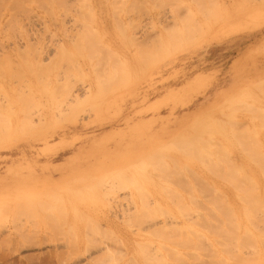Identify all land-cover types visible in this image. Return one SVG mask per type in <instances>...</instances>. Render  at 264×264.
<instances>
[{
    "label": "rangeland",
    "instance_id": "1",
    "mask_svg": "<svg viewBox=\"0 0 264 264\" xmlns=\"http://www.w3.org/2000/svg\"><path fill=\"white\" fill-rule=\"evenodd\" d=\"M263 87L264 0H0V264L250 263Z\"/></svg>",
    "mask_w": 264,
    "mask_h": 264
},
{
    "label": "bare ground",
    "instance_id": "2",
    "mask_svg": "<svg viewBox=\"0 0 264 264\" xmlns=\"http://www.w3.org/2000/svg\"><path fill=\"white\" fill-rule=\"evenodd\" d=\"M115 7V6H114ZM214 8V7H213ZM216 9V8H215ZM223 10V9H222ZM220 11V10H219ZM221 13V12H220ZM220 13H218V14H220ZM116 18H117V16H116ZM213 18V17H212ZM177 22V21H176ZM181 22H183V21H181ZM195 22V21H194ZM214 22V21H213ZM184 23V22H183ZM174 24H176V23H174ZM180 24H182V23H180ZM187 24V23H186ZM194 24V23H193ZM197 25H199V23L197 24ZM184 26V25H183ZM193 27H194V29H196L195 28V26L194 25H192ZM207 26V25H206ZM174 27V26H173ZM185 27V26H184ZM201 27V26H200ZM178 28V27H177ZM182 28V27H181ZM188 28H189V26H188ZM198 28H199V26H198ZM187 29V28H186ZM202 29V28H201ZM170 30H172V29H170ZM169 30V31H170ZM179 30V29H178ZM190 30V29H189ZM173 31L174 32H176L175 31V29L174 30H172V33H173ZM188 31V30H187ZM191 31V30H190ZM203 31H204V29H203ZM185 32V31H184ZM195 32V31H194ZM197 32H198V30H197ZM169 34V33H168ZM197 34V33H196ZM198 35V34H197ZM170 36V35H169ZM173 36H176V35H173ZM178 36V35H177ZM196 36V35H195ZM180 37V36H179ZM179 37H177V38H179ZM184 37H186L185 35H184ZM183 37V38H184ZM176 38V37H175ZM175 38H173V40L175 39ZM198 38V37H197ZM156 39V38H155ZM154 40V39H153ZM180 40H181V38H180ZM154 42V41H153ZM161 42H159V46L161 45L160 44ZM153 46V45H152ZM163 46V45H162ZM152 48V47H151ZM164 48V47H163ZM166 48V47H165ZM169 48V47H168ZM154 49V48H153ZM159 50H160V48H159ZM163 50V49H162ZM166 50V49H165ZM164 51V50H163ZM156 52H158V51H156ZM161 52V51H160ZM122 69V68H121ZM112 73V72H111ZM259 85V84H258ZM261 85V84H260ZM263 86V85H262ZM255 87V86H254ZM259 87H261V86H259ZM256 89V88H255ZM260 89H262V88H260ZM263 89H264V87H263ZM250 91V90H249ZM261 90H259V92H260ZM246 94V93H245ZM249 94V93H248ZM78 95V94H77ZM251 97V96H250ZM66 100V99H65ZM64 101V100H63ZM67 102H70V101H67ZM60 103V102H59ZM65 103V102H64ZM66 105H67V103H66ZM67 110V109H66ZM24 112V111H23ZM22 113V112H21ZM24 114V113H23ZM229 114H231V113H229ZM231 115H233V113L231 114ZM39 118V117H38ZM75 118V117H74ZM231 118H233V117H231ZM6 120V119H5ZM4 122V121H3ZM6 122H7V120H6ZM230 122V121H229ZM201 123H203V122H201ZM2 123H0V125H1ZM5 125V124H4ZM17 125V124H16ZM231 125H232V123H231ZM237 125V124H236ZM38 126V125H37ZM197 126V125H196ZM200 126V125H199ZM198 126V127H199ZM217 126V125H216ZM233 126V125H232ZM24 127V126H23ZM207 127V126H206ZM249 127V126H248ZM28 128V127H27ZM200 128V127H199ZM199 128H198V130H199ZM197 129V128H196ZM236 129V128H235ZM222 130V129H221ZM197 131V130H196ZM199 131H201V130H199ZM203 131V130H202ZM2 132H3V129H2ZM8 132V131H7ZM189 133V135H192L193 136V134L191 133V132H189V131H186V133ZM198 132V131H197ZM187 133V134H188ZM191 133V134H190ZM1 134V133H0ZM3 134V133H2ZM198 134V133H197ZM196 134V135H197ZM204 134V133H203ZM199 135V134H198ZM153 136H160L159 134L158 135H153ZM181 136V135H180ZM187 136V135H186ZM200 136V135H199ZM198 136V137H199ZM12 138H15V137H13L12 136ZM5 142V141H4ZM212 142V141H211ZM197 143V142H196ZM203 145V144H202ZM206 146V145H205ZM197 147V146H196ZM175 162V161H174ZM138 169V168H137ZM134 171V170H133ZM125 173V172H124ZM124 175V174H123ZM117 176H119L118 174H117ZM110 177V176H109ZM125 177V176H124ZM127 177V176H126ZM115 178V177H114ZM120 179V178H119ZM109 180V179H108ZM110 181H112L111 179H110ZM114 181V180H113ZM105 182H107V181H105ZM88 189V188H87ZM32 201V200H31ZM31 201H26V202H24L23 201V206H24V209H26L28 206H31L30 208H32V203H31ZM34 203V202H33ZM45 203V202H44ZM43 203V204H44ZM17 204V205H16ZM15 205L19 208L20 206H22V205H19L18 203H16ZM39 204V203H38ZM14 205V206H15ZM22 206V207H23ZM39 206H41V204L39 205ZM22 207H20V209L22 208ZM42 207H44V206H42ZM42 207H40V208H42ZM15 208V207H14ZM29 208V207H28ZM23 209V208H22ZM27 210V209H26ZM23 211V210H22ZM19 213V212H18ZM251 212H250V210H248L247 211V213H246V215H245V217H244V221H246L247 223H249V222H252L253 220H254V218H252V214H250ZM260 218H259V217ZM257 217H258V221H259V219L261 220V217L262 218H264V205H263V201L261 200L260 202H259V212H258V215H257ZM258 224H259V222H258ZM264 224V223H263ZM21 225V224H20ZM20 225H18V226H20ZM237 225H235V227H236ZM259 226V225H258ZM261 226V225H260ZM260 226H259V228H260ZM21 228H22V225L20 226ZM20 227H19V230L17 229L16 231H18V233L16 232V231H8L7 233V241H8V239H10L9 241H12L13 242V244H11V242L9 243V245H12L13 247H14V249L15 250H18V251H20L21 250V248H41L42 246H44V245H46V243H48V241L50 240V235L48 236V234H46V233H48V232H46L47 230H42L41 232H32V231H27L26 232V228L24 229V233L22 232V230L20 229ZM18 228V227H17ZM261 228L263 229V225L261 226ZM23 229V228H22ZM262 229H260L258 232L257 231H253V232H250V231H248L247 229H244L242 232H241V235L238 233V235L236 236V237H234L233 239H234V242H236V245L238 246V247H241V246H243V245H250V246H252V249H250L252 252H250L249 250H247L246 251V253H248V252H250V253H248L247 254V256L250 258V259H247L251 264H264V248H263V246H264V234H263V232H261V230ZM8 230H10L9 228H8ZM15 230V229H14ZM21 231V232H20ZM26 232V233H25ZM15 233H16V235H15ZM17 234H18V236H17ZM192 238V237H191ZM217 241V239L216 238H214V239H212L211 240V242H210V248H208L209 249V252L208 251H206V249H204V248H195L192 252H191V254H192V256H194V257H198V256H203V254H205V255H207V252L209 253V256L211 257V260H208V262H207V264H229V262L232 260V259H235L234 258V256L232 255V258L230 259V260H228L225 256H224V253H225V251L223 250V249H221V248H218V247H216V244H215V242ZM3 242H5V241H3ZM245 242V243H244ZM221 243H223V242H221ZM3 244V243H2ZM0 245H1V243H0ZM11 246V248L13 249V247ZM10 248V249H11ZM20 249V250H19ZM207 249V250H208ZM203 250H204V252H203ZM180 251V250H179ZM14 252V251H13ZM174 252V251H173ZM175 254H174V258L176 257V261H179L178 260V258L180 259V256L181 257H183V253H185V252H181V254L179 255L178 254V252H176V250H175V252H174ZM186 253H188V252H186ZM84 255V254H83ZM162 255V254H161ZM70 256V255H69ZM165 256V255H164ZM3 257V256H2ZM2 257H1V259H2ZM34 257V256H33ZM56 257V259H57V256H55ZM204 257H206V256H204ZM27 258H29V256L27 257ZM54 258V257H53ZM52 258V259H53ZM72 258V257H71ZM77 258V257H76ZM145 258H147L145 255H144V259ZM243 259V258H242ZM45 260H48L47 259V257H46V259ZM50 261H51V259H49ZM73 260V259H72ZM4 261V260H3ZM135 261V260H134ZM46 263H47V261H45ZM132 262V261H131ZM145 263H147V264H149L150 262L149 261H144ZM27 263V262H26ZM250 263H248V264H250ZM131 264H133V263H131Z\"/></svg>",
    "mask_w": 264,
    "mask_h": 264
}]
</instances>
